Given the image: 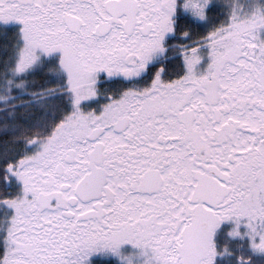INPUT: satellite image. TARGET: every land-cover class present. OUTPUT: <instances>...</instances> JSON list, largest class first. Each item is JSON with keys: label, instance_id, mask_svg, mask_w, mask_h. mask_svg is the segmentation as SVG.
Returning <instances> with one entry per match:
<instances>
[{"label": "snow or ice", "instance_id": "obj_1", "mask_svg": "<svg viewBox=\"0 0 264 264\" xmlns=\"http://www.w3.org/2000/svg\"><path fill=\"white\" fill-rule=\"evenodd\" d=\"M0 264H264V0H0Z\"/></svg>", "mask_w": 264, "mask_h": 264}]
</instances>
